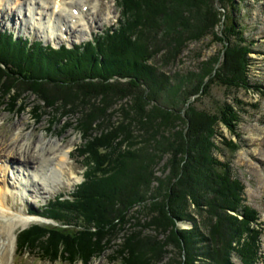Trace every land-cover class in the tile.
Wrapping results in <instances>:
<instances>
[{
    "label": "trees",
    "instance_id": "16d2710c",
    "mask_svg": "<svg viewBox=\"0 0 264 264\" xmlns=\"http://www.w3.org/2000/svg\"><path fill=\"white\" fill-rule=\"evenodd\" d=\"M118 5L115 26L72 48L0 33V108L21 112L32 105L38 122L44 115L53 123L75 117L85 142L76 149L88 167L75 191L46 205L45 216L56 225L21 233L20 253L73 264L115 246L112 259L118 264H159L173 247L176 260L162 264H238L233 255L241 264H257L262 228L253 223L259 213L245 204V186L233 176L231 162L214 154L218 126L239 135L241 116L227 102L212 113L191 101L208 94L214 83L260 91L250 84L254 51L234 18L237 0H118ZM208 35L222 49L197 71L175 76L163 71L190 42ZM158 56L162 67L153 62ZM29 93L36 101L27 104ZM122 100L130 104L121 105L123 117L115 122L114 107ZM221 140L232 151L240 147L223 135ZM165 157L162 178L155 166ZM138 206L146 222L136 217L131 223ZM183 221L193 227L179 229ZM143 229L156 233L147 236Z\"/></svg>",
    "mask_w": 264,
    "mask_h": 264
},
{
    "label": "rangeland",
    "instance_id": "374dc122",
    "mask_svg": "<svg viewBox=\"0 0 264 264\" xmlns=\"http://www.w3.org/2000/svg\"><path fill=\"white\" fill-rule=\"evenodd\" d=\"M94 1V0H92ZM19 0H0V33L5 31L15 33L17 38H29L30 40H37L43 42L44 45L51 44L54 48H59L62 45L72 48L76 45H81L87 41H90L93 35L100 33L101 31L115 26L118 22V18L121 14L118 0H100L94 9L91 8V12L88 14V24L80 26V24H72L65 11L59 9L48 8V11L43 13V16L47 21L54 20L55 16L60 14L66 18V24L72 29L71 32L61 34L57 32L55 34L45 33L44 28L26 24L21 25L17 20H8L7 16L2 14L1 11L4 7L1 4H6L5 9L17 10L18 8L12 7ZM238 8L234 11L233 15L240 23V28L243 30L244 37L248 42L252 43L253 53L250 54L249 65V79L250 84L258 85L260 91L255 88L251 89H228L220 83H214L208 94L203 96H193L191 101L194 105L201 110H207L215 113L220 105L224 102L233 104L236 110L241 116V121L237 127V133L235 135L226 126L220 124L218 126V134L216 142L219 149L215 150L214 154L222 161H230L232 166V174L234 177L240 178L245 186L244 197L245 204L256 209L259 213L258 220L253 225H258L262 228V234L259 243V258L260 261L257 264H264V0H237ZM217 6L220 10L221 5L217 2ZM230 13L231 8H227ZM52 10H55L52 12ZM37 13L41 11L36 10ZM89 12V8L87 13ZM227 12V11H226ZM225 17H223L224 19ZM42 18L40 19V21ZM57 22L51 24L54 26ZM218 27V30L220 31ZM50 34V35H49ZM54 35V37H53ZM47 36V37H46ZM52 36V37H50ZM220 49L222 44L213 40L212 35H208L200 41L190 42L182 51L177 60L171 64L165 66L163 71L167 72L170 76L175 74H186L188 71H197L199 69V63L202 60L208 59L211 55H215ZM159 67H162L160 57H156L153 61ZM27 104L35 102V96L33 94H26ZM127 100V99H126ZM122 100L114 108L117 113L114 115L113 120L117 122L123 117L121 111V105L128 103L129 101ZM32 105L27 106L24 111L10 112L5 106L0 108V139H3L6 144L11 146L13 140L18 138L22 143L30 141L33 145L40 144V139L43 142L50 138L60 141L59 150H70L67 154L64 163L58 164V170L63 167L64 173L71 179L68 181L55 182L53 186L47 187L51 181L42 183L39 185V189H32L29 193L24 195L19 190L18 182L9 180V186H6V179L4 176L0 177V197L3 198V202L6 206L13 207V213L21 214L25 218H33L28 221L27 224H19L16 227V246L15 253L7 264H71L61 260H47L39 255V252H21L19 251V245L21 244V238L24 239L23 231L29 230L32 226L40 224H55L53 219L47 218L46 205L50 200H54L57 196H68L75 191L76 187L85 180L86 160L84 156L79 153L78 146H82L85 142L82 137V133L76 128L75 123L77 119L75 117L68 118L60 121L52 122L49 115H44L38 122L32 116ZM70 122V124H68ZM71 122L73 124H71ZM135 133L139 136L145 135V132L140 131V128L135 129ZM225 136L227 139H232L239 144V149L232 151L230 148L222 144L221 137ZM141 138V137H140ZM57 148V149H58ZM70 153V154H69ZM4 154L0 153V156ZM58 156V155H57ZM0 158V172L4 170V164L6 161H11L15 164H23L24 161H15V158L7 157ZM167 157L155 166L156 175L162 178L166 173L163 172V165ZM58 160V159H56ZM31 169V168H30ZM79 177V180L73 181V174ZM10 176L13 179L12 173ZM73 184V185H72ZM157 183H154V187ZM4 195V196H3ZM143 206L136 207V210H132L131 214H134V218L131 223L136 221V217H139L143 222H146V214L143 211ZM138 211V212H137ZM10 213V212H9ZM12 214V213H10ZM36 218V219H35ZM129 226V224H128ZM179 229H189L193 227V223L190 221L179 222ZM139 230V229H137ZM144 230V229H143ZM151 230H144V235L155 234ZM123 234L119 235L116 240V245L122 241ZM21 236V237H20ZM158 239H163V235ZM20 243V244H19ZM116 247L109 248L102 255L94 257L88 262L79 260L73 264H118L117 260L112 259L113 251ZM170 253H167L164 259L159 262L162 264L168 259L176 260L177 250L173 247H168ZM233 259L236 263L241 264L237 255H233Z\"/></svg>",
    "mask_w": 264,
    "mask_h": 264
},
{
    "label": "bare ground",
    "instance_id": "6f19581e",
    "mask_svg": "<svg viewBox=\"0 0 264 264\" xmlns=\"http://www.w3.org/2000/svg\"><path fill=\"white\" fill-rule=\"evenodd\" d=\"M12 6L18 8L17 10H11V12L5 9L6 4H1L4 9L2 14L6 15L8 20H17L21 25L33 24L44 28L43 31L47 33L55 34L61 32V34L67 31L71 32V28L66 24V18L60 14L55 16L54 20L47 21L43 16V13L48 11V8L59 9L65 11L67 17L72 24H80L85 26L88 24V14L91 12V8L94 9L100 0H19ZM89 8V12L87 13ZM39 9L41 12L37 13ZM55 10H52L54 12ZM42 20L40 21V19ZM54 24L51 27V24ZM50 35V34H49ZM47 37V36H46ZM52 37V36H50ZM54 37V35H53ZM60 141L53 138L43 142L40 139V144L33 145L30 141L25 143L15 138L11 144H6L3 139H0V153L4 154L0 158L10 157L15 158V161H24L23 164H15L11 161H6L4 164V170L0 172V177L4 176L6 179V186H9V180L18 182L19 190L24 195L29 193L32 189H39V185L51 181L47 187L55 185V182L62 183L63 181L72 182L68 179V176L64 173L63 167L58 170V164L64 163L63 159L68 158L67 154L70 150L58 151ZM58 148V149H57ZM70 154V153H69ZM58 159V160H56ZM31 168V169H30ZM10 173L14 176L13 179ZM73 174V181L79 180L76 174ZM73 185V184H72ZM4 196V195H3ZM13 207L6 206L3 202V198L0 197V264H7L12 259L15 253L16 246V227L19 224H27L33 218H25L21 214H14ZM12 214H10V213ZM36 219V218H35Z\"/></svg>",
    "mask_w": 264,
    "mask_h": 264
}]
</instances>
